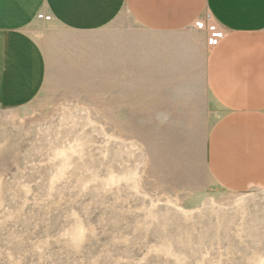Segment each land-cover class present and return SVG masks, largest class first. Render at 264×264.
<instances>
[{"label": "rangeland", "instance_id": "1", "mask_svg": "<svg viewBox=\"0 0 264 264\" xmlns=\"http://www.w3.org/2000/svg\"><path fill=\"white\" fill-rule=\"evenodd\" d=\"M76 17L33 29L38 86L0 101V264H264V187L207 166L201 45L176 68L128 13Z\"/></svg>", "mask_w": 264, "mask_h": 264}, {"label": "crops", "instance_id": "2", "mask_svg": "<svg viewBox=\"0 0 264 264\" xmlns=\"http://www.w3.org/2000/svg\"><path fill=\"white\" fill-rule=\"evenodd\" d=\"M103 1L0 0V101L26 99L38 86L42 52L32 32L50 22L38 19L39 12L71 25L79 11L81 26L125 12L160 43L175 44L176 68L183 60L179 45H201L204 86L223 110L207 135L208 169L222 187H264V0H110L102 7ZM88 4H94V20ZM198 19L223 30L216 46H207L206 32L192 27Z\"/></svg>", "mask_w": 264, "mask_h": 264}, {"label": "built area", "instance_id": "3", "mask_svg": "<svg viewBox=\"0 0 264 264\" xmlns=\"http://www.w3.org/2000/svg\"><path fill=\"white\" fill-rule=\"evenodd\" d=\"M36 17L43 21H50L52 15L50 13L39 12ZM203 25V27H201ZM193 28L197 30H204L206 32V45L209 47L216 46L224 37L223 30L213 22H207L204 19H198L194 22Z\"/></svg>", "mask_w": 264, "mask_h": 264}, {"label": "snow or ice", "instance_id": "4", "mask_svg": "<svg viewBox=\"0 0 264 264\" xmlns=\"http://www.w3.org/2000/svg\"><path fill=\"white\" fill-rule=\"evenodd\" d=\"M201 27H203V25H201Z\"/></svg>", "mask_w": 264, "mask_h": 264}]
</instances>
